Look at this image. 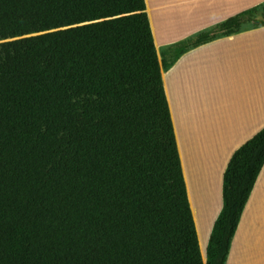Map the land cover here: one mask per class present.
Segmentation results:
<instances>
[{
  "label": "trees",
  "instance_id": "16d2710c",
  "mask_svg": "<svg viewBox=\"0 0 264 264\" xmlns=\"http://www.w3.org/2000/svg\"><path fill=\"white\" fill-rule=\"evenodd\" d=\"M146 0H0V264H226L264 165L232 156L202 255Z\"/></svg>",
  "mask_w": 264,
  "mask_h": 264
},
{
  "label": "crops",
  "instance_id": "0c3cea01",
  "mask_svg": "<svg viewBox=\"0 0 264 264\" xmlns=\"http://www.w3.org/2000/svg\"><path fill=\"white\" fill-rule=\"evenodd\" d=\"M262 2L146 0L161 62L170 63L187 39ZM162 75L199 243L201 226L206 233L204 253L224 205L227 166L233 154L264 128V25H246L236 34L191 46L163 66ZM226 264H264V165Z\"/></svg>",
  "mask_w": 264,
  "mask_h": 264
},
{
  "label": "rangeland",
  "instance_id": "374dc122",
  "mask_svg": "<svg viewBox=\"0 0 264 264\" xmlns=\"http://www.w3.org/2000/svg\"><path fill=\"white\" fill-rule=\"evenodd\" d=\"M217 197H215V200H216ZM201 210V209H200ZM200 216V215H199ZM211 223V221H209V224ZM209 227V225H208ZM200 233H201V236H200V244H201V248H203V244H204V241H205V238H206V233H204V229H203V226L200 227ZM208 229V228H207ZM203 251V249H202ZM203 253V252H202ZM204 256V259L206 258V252H204L202 254ZM206 262V261H205Z\"/></svg>",
  "mask_w": 264,
  "mask_h": 264
},
{
  "label": "water",
  "instance_id": "95a60500",
  "mask_svg": "<svg viewBox=\"0 0 264 264\" xmlns=\"http://www.w3.org/2000/svg\"><path fill=\"white\" fill-rule=\"evenodd\" d=\"M205 264H206V262H205Z\"/></svg>",
  "mask_w": 264,
  "mask_h": 264
}]
</instances>
